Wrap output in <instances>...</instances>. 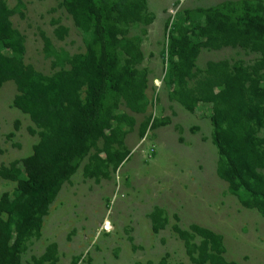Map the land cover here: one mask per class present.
Returning a JSON list of instances; mask_svg holds the SVG:
<instances>
[{"label":"rangeland","instance_id":"374dc122","mask_svg":"<svg viewBox=\"0 0 264 264\" xmlns=\"http://www.w3.org/2000/svg\"><path fill=\"white\" fill-rule=\"evenodd\" d=\"M3 1L11 11V27L21 37L23 52L17 55L0 44L1 55L18 59L44 77L68 70L69 60L84 56L89 46L99 55L93 28H77L63 0ZM112 2L119 8L126 4ZM95 3L102 9L105 1ZM220 22L242 30L264 26V0H144L138 21L115 23L117 35L104 63L112 77L127 66L124 47L129 43L138 47L141 60L132 61L131 67L136 79L144 81L143 112L129 110L108 82L96 120L103 121L106 135L118 137L111 151L125 154V159L116 170L109 164L97 181L85 177L83 170L89 157L101 149V140L83 158L74 159L70 163L74 172L48 206L38 235L22 243L20 264H31L51 244L56 249L54 260L44 264H193L174 229L192 233L191 226L221 237L226 262L264 264V218L244 208L216 174L211 105L199 103L186 110L175 97L177 61L170 51L171 39L186 33L188 44L200 43L206 27ZM58 27L65 30L61 39L54 32ZM42 37L50 42L48 52ZM259 59V53L239 46L200 47L193 70L204 73L208 63L221 61L248 67ZM194 82L188 81L187 86L193 87ZM17 94L11 80L0 87V166L30 156L38 142L37 134L31 135L28 129H39L13 105ZM85 95L82 88L80 98L84 100ZM123 116L132 119V125L122 121ZM147 119L141 138L140 125ZM256 136L264 137V129ZM17 169L18 178H24L20 163ZM15 187L14 182L0 180V196H12ZM156 210L164 224L154 231L151 214ZM200 240L195 235L190 242L198 246Z\"/></svg>","mask_w":264,"mask_h":264},{"label":"trees","instance_id":"16d2710c","mask_svg":"<svg viewBox=\"0 0 264 264\" xmlns=\"http://www.w3.org/2000/svg\"><path fill=\"white\" fill-rule=\"evenodd\" d=\"M104 1L103 8L99 9L95 0H63L77 28L82 31L93 28L99 55L89 46L84 56L69 60L68 70L44 77L18 59L0 54V87L9 80L14 83L18 93L13 100L14 107L39 129V132L28 129L31 135L38 136L30 156L8 167L0 166V180L16 183L12 196L8 193L0 196V264H20L22 243L29 236L38 235L48 206L74 172L70 165L74 159L83 158L101 140V149L89 157L83 170L85 177L96 181L109 164L116 170L125 159V154L112 153L111 147L118 142V137L114 133L106 135L103 121H97L96 117L108 82L129 110L143 112L144 81L136 79L137 72L131 67L132 61L141 60L138 47L131 43L124 47L129 61L112 77L104 61L117 35L115 23L138 21L140 12L144 11V0H118L126 2L121 8L112 0ZM112 13L117 14L113 15L114 20ZM10 16L11 11L0 0V44L20 55L23 52L21 37L12 29ZM54 32L61 39L65 30L58 27ZM180 34L178 39L172 38L170 44L171 54L177 61L174 68L176 100L186 110H192L199 103L211 105V140L218 153L216 174L229 184L231 193L240 199L244 208L254 209L264 218V137L256 136L264 129V26L242 30L227 22H220L216 27L209 24L202 33L205 40L196 44H188L186 33ZM42 40L44 51L48 52L50 42L46 37ZM221 46L249 49L259 53L260 59L248 67L229 66L221 61L208 63L204 73L193 70L200 47L217 50ZM193 80L194 86L188 87L187 82ZM82 88L86 91L84 100L80 98ZM122 121L130 125L133 122L126 116ZM148 124L149 119L140 125L141 138ZM19 163L24 178H18ZM151 221L154 231L163 227L159 210L151 214ZM174 229L193 264H236L223 259L220 236L197 226H191L193 234ZM195 235L201 239L198 246L190 242ZM55 250L54 244L49 245L44 255L32 259L31 264L53 261Z\"/></svg>","mask_w":264,"mask_h":264}]
</instances>
